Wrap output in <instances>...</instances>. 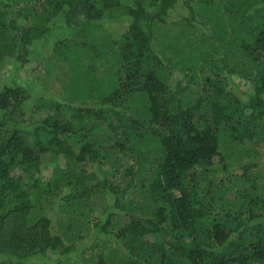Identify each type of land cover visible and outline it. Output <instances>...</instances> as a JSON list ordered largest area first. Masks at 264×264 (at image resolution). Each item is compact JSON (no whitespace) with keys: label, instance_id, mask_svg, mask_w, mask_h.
<instances>
[{"label":"trees","instance_id":"obj_1","mask_svg":"<svg viewBox=\"0 0 264 264\" xmlns=\"http://www.w3.org/2000/svg\"><path fill=\"white\" fill-rule=\"evenodd\" d=\"M9 60L0 264H264V0H0Z\"/></svg>","mask_w":264,"mask_h":264},{"label":"rangeland","instance_id":"obj_2","mask_svg":"<svg viewBox=\"0 0 264 264\" xmlns=\"http://www.w3.org/2000/svg\"><path fill=\"white\" fill-rule=\"evenodd\" d=\"M125 30V28L123 27V29H121V31ZM121 33V32H119ZM4 67L0 68V87L4 84H8V78L7 75L8 73L11 71V69L13 67H15V65H13L12 61H8L6 62L4 65ZM23 68V67H22ZM21 74L24 76V78L21 76L19 78H22L24 80L25 86L27 87H31L34 89H39L41 83H42V79L44 77V75L40 74L38 72V69H32L30 70L27 67H24V71L21 72ZM67 74V71L62 69L61 67H58L57 71H56V75L53 76H47L46 79H48V83L50 84H54L56 85V83L58 82V79L64 78ZM5 79V81H4ZM45 79V80H46ZM55 79H56V83H55ZM57 89H59V85H57ZM47 114L46 111H35V112H27L26 116H34L37 119H42L45 117V115ZM57 164H63L65 165V160L62 159L60 162V159L57 157H53V156H49L45 159V163L43 164V168H42V179L43 181H48L52 175H53V171L55 169V167L57 166Z\"/></svg>","mask_w":264,"mask_h":264}]
</instances>
